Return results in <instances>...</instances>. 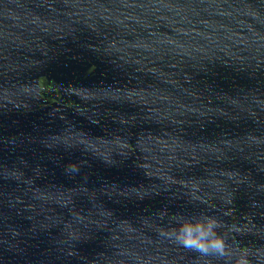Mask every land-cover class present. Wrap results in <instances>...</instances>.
Here are the masks:
<instances>
[{"label": "water", "instance_id": "water-1", "mask_svg": "<svg viewBox=\"0 0 264 264\" xmlns=\"http://www.w3.org/2000/svg\"><path fill=\"white\" fill-rule=\"evenodd\" d=\"M207 215L227 255L162 233ZM264 264V0H0V264Z\"/></svg>", "mask_w": 264, "mask_h": 264}, {"label": "clouds", "instance_id": "clouds-1", "mask_svg": "<svg viewBox=\"0 0 264 264\" xmlns=\"http://www.w3.org/2000/svg\"><path fill=\"white\" fill-rule=\"evenodd\" d=\"M221 222L213 217L204 215L199 220L182 222L179 229L172 233H162L168 236L180 247L193 250L199 254L209 253L220 256L227 255L226 238L218 233ZM246 264V261H241Z\"/></svg>", "mask_w": 264, "mask_h": 264}]
</instances>
